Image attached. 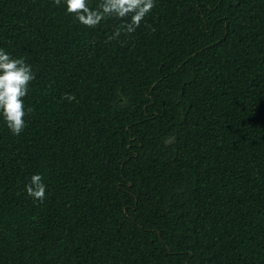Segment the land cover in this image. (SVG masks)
<instances>
[{"label": "trees", "instance_id": "16d2710c", "mask_svg": "<svg viewBox=\"0 0 264 264\" xmlns=\"http://www.w3.org/2000/svg\"><path fill=\"white\" fill-rule=\"evenodd\" d=\"M120 23L0 0L36 76L25 131L0 121V264H264V0H157L109 41Z\"/></svg>", "mask_w": 264, "mask_h": 264}, {"label": "clouds", "instance_id": "9594fccd", "mask_svg": "<svg viewBox=\"0 0 264 264\" xmlns=\"http://www.w3.org/2000/svg\"><path fill=\"white\" fill-rule=\"evenodd\" d=\"M74 21L95 30L105 20L116 18L121 21L108 37L119 40L122 35L131 36L157 5V0H99L92 6L89 0H55ZM33 66L24 57L14 58L8 50L0 47V121L13 136H20L26 129L24 117L30 109L25 107V98L35 80ZM63 99L72 103L75 94L64 93ZM24 193L34 202L43 204L47 199V185L42 173H33L23 185Z\"/></svg>", "mask_w": 264, "mask_h": 264}]
</instances>
